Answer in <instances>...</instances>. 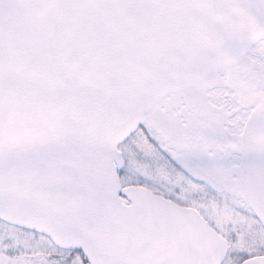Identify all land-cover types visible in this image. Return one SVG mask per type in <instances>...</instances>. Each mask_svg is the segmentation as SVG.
Returning <instances> with one entry per match:
<instances>
[{
	"label": "snow or ice",
	"instance_id": "obj_1",
	"mask_svg": "<svg viewBox=\"0 0 264 264\" xmlns=\"http://www.w3.org/2000/svg\"><path fill=\"white\" fill-rule=\"evenodd\" d=\"M0 264H264V0H0Z\"/></svg>",
	"mask_w": 264,
	"mask_h": 264
}]
</instances>
